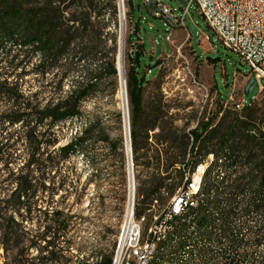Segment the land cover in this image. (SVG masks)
I'll return each mask as SVG.
<instances>
[{
    "label": "trees",
    "instance_id": "trees-1",
    "mask_svg": "<svg viewBox=\"0 0 264 264\" xmlns=\"http://www.w3.org/2000/svg\"><path fill=\"white\" fill-rule=\"evenodd\" d=\"M129 5L133 7L132 2ZM117 14L116 0H0V163L7 170L0 182L6 185L0 186V246L5 252L1 264H89V258L95 260L93 264H113L115 229L102 233L100 245L87 254L70 235L73 215L62 207L43 210L36 197L47 192L52 199L65 185L75 183L65 174L59 173L57 180L50 177L72 154L97 148L100 141L108 142L114 150L119 148L121 142L112 141L95 117L64 145H57L56 130L62 122L82 116L84 100L96 92L105 75L118 78L117 34L106 31L110 18L118 26ZM137 32L136 25L132 35ZM105 39L112 44L108 46ZM96 49L100 50L96 68L86 64L83 75L64 91V79ZM143 54V44L132 49L126 71L137 164L140 144L147 139L143 131L156 127V119L146 128L139 126L149 82L141 69ZM29 55H36L37 61L27 68ZM32 72L43 84L38 91L26 93L21 82ZM54 72L53 79L46 80ZM48 87L49 97L40 100ZM226 118L231 122L228 129L211 137L219 136L221 149L210 151L215 159L205 172L197 206L192 207V213L175 216L168 223L149 264H264V126L250 127L238 114L231 117L225 113ZM213 120L201 123L190 134L165 133L164 140L171 148L178 142L179 151L166 150L170 163L163 169L158 166L143 182L146 187L138 190L143 204L151 205L155 198L164 203L176 193L185 176L168 183L172 171L179 158L186 157L190 136L189 150L194 152L203 132L213 129ZM19 146L24 147L26 158L16 173L10 164L18 159ZM154 159L162 162L159 152ZM104 202L102 199L101 204ZM136 213L140 216L143 210ZM36 217L37 228L28 229L25 222ZM73 246L81 257L71 254ZM33 248L39 255L29 257Z\"/></svg>",
    "mask_w": 264,
    "mask_h": 264
},
{
    "label": "rangeland",
    "instance_id": "rangeland-1",
    "mask_svg": "<svg viewBox=\"0 0 264 264\" xmlns=\"http://www.w3.org/2000/svg\"><path fill=\"white\" fill-rule=\"evenodd\" d=\"M160 1L175 8L179 14L187 6L186 0ZM129 2H132L133 7L129 5ZM116 4L118 26L115 27L110 18L106 31L109 34H117L118 56L120 51L119 34L120 31L122 32L121 47L123 45L125 81H127L126 71L130 64L128 55L132 49L143 44L144 54L142 55L141 69L149 82L144 93L143 116L139 126L146 128L153 119H156V127L154 130L143 131L144 138L147 136V139H144L140 144L139 156L141 157L137 164L136 154L132 147L128 94L126 95L127 119L123 103L122 77L120 73L116 79H110L105 75L96 92L84 100L82 116L62 122L56 127L59 137L57 145L68 143L76 133L85 127L88 119L95 117L99 119L112 141L121 142L119 148L114 150L108 142L100 141L97 143V148L88 147L87 152L72 154L63 163L60 171L58 173L52 171L50 177L55 176V180H57L59 173L65 174L69 180L75 181V183L65 185V188L55 193L52 199L47 196V192H39L36 197L37 204L43 210L49 208L51 211L62 207L66 213L73 215L70 235L74 238L75 243L85 248L87 254L100 245V235L109 228L117 231V235L114 237L118 240L127 209L130 168L134 174L136 187V212L143 210L140 216L137 213L136 215L137 217L145 215L143 236L144 239L147 238V229L152 224H150V219L154 221L153 216L160 214L157 212L165 209L170 200L168 199L164 203L159 201L155 205L153 203L145 205L142 202L143 197L138 196V190L146 187L143 182L148 175L157 171L155 169L158 166L163 169L170 163L164 155L166 150L179 151L178 142L171 148V143L164 140L167 131L173 130L177 135L190 134L191 130L201 123L208 119H214L213 129L210 128L203 132L201 141L194 152L189 150L192 142L190 136L186 157L179 158V162L175 166L177 171L173 170V167L171 168L173 170L172 178H175L169 179L168 183H172L178 182L181 175L185 176L190 171L193 173L199 164L206 163L208 167L214 161L215 155L210 151H220L218 135L231 125L229 119H224L225 113L230 114L231 117L238 114L241 121L250 127L264 126L262 119L264 115V84L261 88L260 82L255 79L256 85L253 91L250 95H245V90L253 75L250 66L238 53L222 43L195 6H192L189 14L185 17L184 24L168 26L162 16L153 12L154 6L145 0H121L120 11L118 0H116ZM136 25L138 32L132 35V30ZM105 40L108 46L112 44L109 39ZM99 51L96 49L88 56L86 62L82 61L76 65L75 71L63 81L64 91L71 87L74 80L83 75L86 64L91 69L96 68L100 57ZM36 61V55H29V64L26 67H32V63H36ZM54 74L55 72L48 74L46 80L51 81ZM21 83L26 93L38 91L40 85L43 84L40 76L34 72L25 75ZM50 90L48 87L44 93L39 95V99H47ZM237 103L240 104L239 108L236 106ZM248 103L250 106L246 107L245 105ZM1 108L2 105H0ZM218 110H222V112L216 115ZM219 128L220 130H216ZM216 133L217 137L214 136L215 138L211 139ZM126 134L131 142L130 150L128 144L130 142H128ZM158 152L162 158L160 164L154 159ZM16 153L18 159L10 164V167L17 173L21 170L26 158L24 147L19 146ZM222 159L224 160V157ZM6 175L7 170L0 163V182ZM49 183L48 178L46 184L49 185ZM0 186L6 187L4 183H1ZM10 188L11 186H9ZM0 195L3 196L1 189ZM102 199L105 201L104 204H101ZM123 199L125 200L123 201ZM39 213L40 211L36 212L38 217ZM36 221L37 217L25 224L28 229L35 230L37 228ZM76 249V246L71 247V254L78 255ZM28 255L35 257L39 253L33 248L29 249ZM4 261L5 252L0 246V264ZM94 261L92 258L88 260L89 264H93Z\"/></svg>",
    "mask_w": 264,
    "mask_h": 264
},
{
    "label": "built area",
    "instance_id": "built-area-1",
    "mask_svg": "<svg viewBox=\"0 0 264 264\" xmlns=\"http://www.w3.org/2000/svg\"><path fill=\"white\" fill-rule=\"evenodd\" d=\"M154 6L153 12L162 16L168 26L184 24L185 17L195 6L207 24L215 31L222 43L238 53L251 68L252 77L264 84V0H186L187 6L179 14L175 8L158 4L156 0H145ZM120 11V2L118 0ZM237 108L240 104L237 103ZM127 138V134L125 135ZM192 137V136H191ZM193 139V137H192ZM128 147V146H127ZM131 148V145H130ZM213 154V153H212ZM130 160V159H129ZM206 164V163H205ZM200 167L195 174H186L183 184L171 195L169 204L158 215L153 216L151 226L144 239V225L135 224L134 174L130 168L129 195L126 214H124L123 237L116 245L113 264H146L152 256L154 241L160 237L165 226L173 217V209L181 201H189L196 196ZM133 175V194L131 180ZM158 198L153 199V205ZM149 210V209H148ZM143 217L145 215L143 214Z\"/></svg>",
    "mask_w": 264,
    "mask_h": 264
},
{
    "label": "bare ground",
    "instance_id": "bare-ground-1",
    "mask_svg": "<svg viewBox=\"0 0 264 264\" xmlns=\"http://www.w3.org/2000/svg\"><path fill=\"white\" fill-rule=\"evenodd\" d=\"M120 2V6H121V0H119ZM158 4H165L164 2L158 0ZM121 43L123 42V38L121 39ZM120 51H119V56H118V70H119V73L122 77V97H123V103H124V107H125V113H126V119H127V112H126V91H125V80H124V74H125V60H124V50H123V45L122 47L120 46ZM128 104V102H127ZM127 133H128V129H127ZM127 138H128V142H130L129 140V136L127 134ZM129 145L131 144L128 143ZM129 150H130V147H129ZM197 167H200V171H199V180H197V185H196V196H194L193 199H190L189 201H181L176 208L173 209V217L170 219V221L175 218V216H179V215H182V214H186V213H192L191 209L192 207H195L197 206L198 204V196L200 194V191H201V187H202V183H203V179H204V175H205V172L207 170V164H204V163H201L199 164ZM194 171V170H193ZM196 170L192 173V174H195ZM190 174V173H189ZM135 185V183H134ZM133 194V175H132V180H131V195ZM126 214V213H125ZM145 220V217L141 216V217H137L136 215V210H135V224H138V225H143V221ZM169 221V222H170ZM168 222V223H169ZM123 227H124V219H123V224H122V227H121V231H120V234L118 236V240H117V244L120 243V237H123ZM166 228H169V226H165ZM172 227V226H170ZM164 230V229H163ZM160 240V238L156 239L154 241V245L152 246V255L155 253V251L157 250L158 248V241ZM146 264H149V260L148 262H146Z\"/></svg>",
    "mask_w": 264,
    "mask_h": 264
},
{
    "label": "water",
    "instance_id": "water-1",
    "mask_svg": "<svg viewBox=\"0 0 264 264\" xmlns=\"http://www.w3.org/2000/svg\"><path fill=\"white\" fill-rule=\"evenodd\" d=\"M120 27L122 28V23L120 21ZM121 39H122V32L120 31V34H119V48L121 46ZM256 85V80L255 78H251V80L249 81L248 85H247V88L245 90V95H250L251 92L253 91V88L255 87ZM125 93L127 95V87H126V81H125Z\"/></svg>",
    "mask_w": 264,
    "mask_h": 264
}]
</instances>
